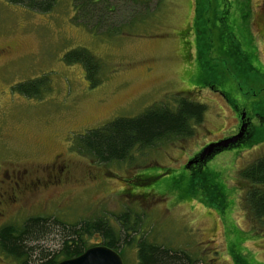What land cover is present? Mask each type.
Instances as JSON below:
<instances>
[{
  "label": "rangeland",
  "instance_id": "374dc122",
  "mask_svg": "<svg viewBox=\"0 0 264 264\" xmlns=\"http://www.w3.org/2000/svg\"><path fill=\"white\" fill-rule=\"evenodd\" d=\"M74 1L41 13L0 0V228L35 216L66 225L104 217L118 228L124 212L130 224L140 220L147 241L184 251L192 264H264V227L239 177L264 156L262 0H96L91 18ZM83 48L99 61L95 84L63 60ZM43 76L40 97L13 88ZM178 95L206 106L193 135L134 151L127 162L75 150L87 131L173 107ZM229 101L250 115L252 137L188 168L204 147L237 133ZM124 249L125 263L136 264L134 246ZM0 264L19 263L0 251Z\"/></svg>",
  "mask_w": 264,
  "mask_h": 264
},
{
  "label": "trees",
  "instance_id": "16d2710c",
  "mask_svg": "<svg viewBox=\"0 0 264 264\" xmlns=\"http://www.w3.org/2000/svg\"><path fill=\"white\" fill-rule=\"evenodd\" d=\"M5 1L41 13L52 11L57 3V0ZM95 5L96 0L74 1V9L83 11V18L95 16ZM104 9L110 11L107 6ZM78 52L68 51L63 60L68 64L79 63L86 77L92 82L95 80L93 84L97 83L99 61L85 48ZM46 85V78L43 76L17 83L13 88L17 93L31 98L40 97ZM172 101L173 107L157 106L140 115L118 117L104 126L87 131L73 144L75 150L88 154L101 163L127 162L132 159L134 151L154 146L162 140L193 135L194 126L203 121L206 106L183 95L173 97ZM231 106L238 112L236 105ZM238 116L239 113L237 119ZM259 118L262 127L264 116ZM254 129L255 125L249 124L244 142L252 137ZM239 177L249 184L244 191V203L257 226L264 227V156L242 168ZM116 219L118 228L111 226L104 217L81 220L69 225L51 217H30L20 226L7 224L0 228V251L19 264H55L81 254L92 246L87 240L97 234L101 238V244L117 251L124 264V248L131 246L135 248L136 264H192L184 251L168 249L147 241L146 236L138 232L140 220L130 224V216L124 212ZM53 240L55 243L49 246L44 244Z\"/></svg>",
  "mask_w": 264,
  "mask_h": 264
},
{
  "label": "water",
  "instance_id": "95a60500",
  "mask_svg": "<svg viewBox=\"0 0 264 264\" xmlns=\"http://www.w3.org/2000/svg\"><path fill=\"white\" fill-rule=\"evenodd\" d=\"M243 127L244 124L240 126L241 129L239 130L238 134L226 139H222L216 143H212L204 147L200 152V159H209L217 152H220L224 149H228L230 146H233L237 138L242 136ZM191 164L192 162H189L187 167H189ZM55 264H124V261L117 251L103 244H97L88 247L76 257L63 259Z\"/></svg>",
  "mask_w": 264,
  "mask_h": 264
},
{
  "label": "flooded vegetation",
  "instance_id": "af4514ba",
  "mask_svg": "<svg viewBox=\"0 0 264 264\" xmlns=\"http://www.w3.org/2000/svg\"><path fill=\"white\" fill-rule=\"evenodd\" d=\"M261 2H263V5H264V0H262ZM237 110H238V112L237 113H239V118L237 119V122H238V124H239V127H238V131H237V133L236 134H238L239 133V130L241 129L240 128V126L242 125V124H244V127L242 128V130H243V134H242V136L241 137H239V138H237V140H236V142H235V144H233V146H238V145H240L241 143H244V141H245V138L247 137V134H248V129H249V124H251L252 123V120H251V117H250V115L246 112V110L244 109V108H238V106H237ZM249 115V116H248ZM241 118V119H240ZM253 124V123H252ZM235 134V135H236ZM234 136V135H233ZM233 146H230L229 148H231V147H233ZM214 156V155H213ZM208 159H206V160H201L200 159V153H197L194 157H191V159L188 161V163L190 162H192V164L188 167V168H190V169H192V168H194V167H200L201 168V166L207 161ZM188 163H187V165H188ZM186 165V166H187Z\"/></svg>",
  "mask_w": 264,
  "mask_h": 264
}]
</instances>
